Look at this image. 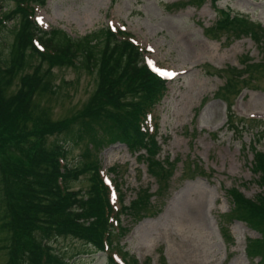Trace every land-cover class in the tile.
I'll return each instance as SVG.
<instances>
[{
  "label": "rangeland",
  "instance_id": "rangeland-1",
  "mask_svg": "<svg viewBox=\"0 0 264 264\" xmlns=\"http://www.w3.org/2000/svg\"><path fill=\"white\" fill-rule=\"evenodd\" d=\"M190 1L47 0L38 11L44 28L63 29L74 39L106 27L124 31L143 48L151 68L178 74L153 112L162 145L160 160L178 159L167 190L159 192L146 165L125 145L99 150L103 173L119 185L126 209L136 192L148 187L159 212L154 215L152 210L141 220L123 216L125 232L117 237L120 242L114 253L120 264L122 259L128 264L134 260L138 264H259L248 258L246 241L260 234L227 218L233 204L226 190L236 188L249 199L262 192L252 162L255 151L264 152V50L251 37L227 39L225 34L209 36L205 30L221 19L219 11L227 9L264 28V0H222L217 7L211 0L201 7L188 5ZM0 7L15 6L5 1ZM11 25L12 21L7 29ZM7 29L0 32V51L13 41ZM248 63L263 66L243 74L239 94L220 98L227 77H234L231 70L242 71ZM54 73L58 96L42 99V105L51 106L54 120H60L84 107L95 80L71 68H55ZM82 149L77 147L67 157L70 165L78 164ZM114 167L119 175L111 173ZM72 184L73 190H86L89 183L81 177ZM222 226L230 231L234 244L224 239ZM54 246L69 257V264H108L107 254L79 240L59 238ZM5 262L0 254V264Z\"/></svg>",
  "mask_w": 264,
  "mask_h": 264
},
{
  "label": "trees",
  "instance_id": "trees-1",
  "mask_svg": "<svg viewBox=\"0 0 264 264\" xmlns=\"http://www.w3.org/2000/svg\"><path fill=\"white\" fill-rule=\"evenodd\" d=\"M5 1H13L15 7L2 11L0 19V32L7 29L6 23L13 22L7 29L13 41L0 51V254L6 257L2 264H69V257L54 246L59 238L79 240L104 251L105 244L112 246L125 232L100 182L97 157L101 147L125 144L147 165L159 192L168 189L178 159L161 161L162 147L156 134L144 126L146 115L165 96L167 82L149 69L143 51L128 37L121 40L108 28L77 39L62 29L44 31L36 24L30 4L42 5L46 0L0 3ZM206 1L191 0L188 5L201 7ZM211 1L217 7L221 0ZM219 13L221 19L205 30L209 36L251 37L264 50L261 25L233 15L229 9ZM35 40L42 43L43 51ZM248 64L242 71L231 70L234 77H227L218 92L220 98L227 99L225 93H238L243 74L263 66ZM55 68H71L95 80L84 107L60 120H54L51 106L42 105V99L50 101L48 97L58 96ZM228 118L231 122L232 117ZM80 146L84 149L78 164L66 166L61 173L60 161ZM252 168L262 192L249 199L236 188L226 190L233 204L227 218L242 221L260 234L247 239L246 254L264 264V152L255 151ZM113 170L117 172L116 167ZM81 177L89 183L86 190H72V183ZM137 197L130 216L140 220L152 210L154 215L159 213L148 187ZM115 227L121 234H115ZM222 233L234 244L224 226ZM108 261L118 264L112 256Z\"/></svg>",
  "mask_w": 264,
  "mask_h": 264
}]
</instances>
